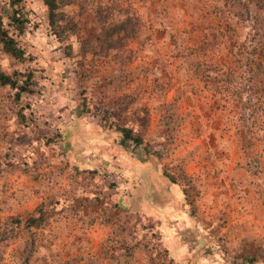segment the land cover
I'll return each mask as SVG.
<instances>
[{
  "label": "rangeland",
  "instance_id": "obj_1",
  "mask_svg": "<svg viewBox=\"0 0 264 264\" xmlns=\"http://www.w3.org/2000/svg\"><path fill=\"white\" fill-rule=\"evenodd\" d=\"M214 1L70 0L67 12L76 28L67 32L64 41L56 43L39 30L31 36L45 77L33 101L38 117L34 125L16 126L15 132L4 136L8 143L0 142V152L7 155L0 175V226L5 217L24 215L45 203L51 223L39 236L40 246L32 255L35 264H56L59 257L71 264H110L102 249L109 244L106 238L116 232L112 216L105 214L108 223L102 225L92 218L104 202H112L114 187L121 180L116 173H105L104 158L113 153L117 156L122 148L115 133L101 123L102 108L96 99L103 93L131 99L128 110L146 108L147 139L160 120L159 109L172 101L171 111L181 122L170 146L164 149L161 145L160 168L183 172L194 182L179 211L166 217L173 232L166 221L158 223L135 208L121 219L131 236L153 244L158 261L163 259L164 239L167 253L179 260L176 264H211L220 261L218 257L224 264H264V139L247 138L238 128L235 112L217 98L213 84L207 87L195 73L187 75L182 69L183 50L177 52L179 45L169 36L170 31H180L185 25L212 30L219 23L210 7ZM113 18L129 22L111 48L115 37L112 31L108 35L107 26ZM93 29L99 34L101 50L89 54L81 44L94 37ZM218 40H210L211 62L221 58ZM224 46L222 60L227 65L230 40ZM192 58L201 64L206 57L200 51ZM12 62L0 50V69H9ZM7 94L0 90L5 100ZM81 94L85 105L78 102ZM74 95L76 102L70 106ZM85 107L87 110L82 109ZM57 124L69 131L60 147L45 141ZM95 133L105 135L103 144L92 142ZM85 148L90 152L83 151ZM84 153L92 157L93 171L81 173L75 170V159L85 160ZM116 160L110 159L113 167H118ZM146 167L133 172L140 176V191L159 214H166L170 201L149 181L154 171L150 165ZM59 203L65 208L60 214ZM182 214L189 219L187 225L179 223ZM21 245L19 238L7 240L0 263H9L11 252L21 253ZM114 254L112 249L108 256ZM250 256L257 262L247 261ZM135 257L136 264H145L138 254Z\"/></svg>",
  "mask_w": 264,
  "mask_h": 264
},
{
  "label": "trees",
  "instance_id": "obj_2",
  "mask_svg": "<svg viewBox=\"0 0 264 264\" xmlns=\"http://www.w3.org/2000/svg\"><path fill=\"white\" fill-rule=\"evenodd\" d=\"M69 5L70 0H0V50L13 61L9 69H0V90H6L9 94L8 100H5L6 97H0V142L4 144L8 143V138L4 136L15 132L16 126L30 127L38 118L33 101L39 92L40 81L45 76L42 73L44 68H41L37 63L38 55L36 50H33L31 36L39 30L56 43L64 41L67 32H72L76 28L67 12ZM210 7L219 21L218 25L212 27V30L206 29L204 26L197 30V27L185 25L180 31L169 32L173 43L179 45L177 52L183 50L186 61L184 60L182 69H185L187 75L195 73V77L206 82L207 87L213 84L219 101L229 106L237 115L239 130L242 128L247 138L263 140L264 0H215ZM108 12L111 10L109 9ZM108 12L105 13L107 20L111 18ZM110 21L107 33L109 35L112 31L114 34L115 40L109 46L112 48L118 42L116 35L121 29L125 30L124 27L128 25L129 20L119 23L116 18H113ZM93 32L94 37L81 44V48L90 51L89 54L101 50L99 34L96 35L94 29ZM213 38L219 39L220 45L222 43L223 46L221 45L218 50V54L221 56L220 60L211 62L210 59L214 52L211 50L210 40ZM228 40H230V48L226 53L229 57V64L226 65L222 57H225L224 45ZM200 51L206 58L202 60L201 64L199 62L197 64L195 63L197 61L192 57H196ZM77 92L80 93L81 90ZM96 100L102 108L100 111L101 123L115 133L117 145L122 148L117 156L113 153L104 158V162L108 165V170L104 168L105 173H116L121 180L119 186L114 187L111 195L112 202L110 204L104 202L98 209L100 212H94L95 218H92L97 219V222L102 225V223H108L105 214L112 216L111 223L115 226L116 232L106 238L109 244L102 249L103 254L107 255L110 264H136V254L142 258L145 264L147 262L176 264L179 260H175L167 253L164 239L163 259L158 261L154 258L153 244L148 245L146 242H141L138 237H132V231L126 229L121 222L125 212L136 208L135 210L141 211L143 215L149 214L155 217L158 223L162 220L167 223L169 218L166 219V217H172L179 211L186 190L194 184L193 180L183 172L175 173L170 169L162 170L160 168L162 151L172 143L181 122L179 116L171 111L174 103L170 101L161 106L159 109L160 120L155 125L153 134L147 139L144 132L148 126V115L144 106H134L133 110H128V105L133 104L131 99L113 98L108 93H103V96ZM75 102L76 95L70 100L69 105L72 106ZM78 102L85 105V95L81 94ZM82 109L87 110L86 107ZM52 130L54 133L46 136L45 141L59 146V142L67 138L69 131L61 130L60 124L54 126ZM159 140L161 142L156 144ZM104 141L103 133L93 135L92 142H96L94 144L98 142L103 144ZM87 150L85 148L83 151ZM6 156L5 151L0 152V175L4 174L1 167L7 165ZM85 156L86 159L83 161L76 157L78 159H75V162L79 167L75 169L76 171L81 173L93 171L90 163L92 157L89 154H85ZM111 158L117 159L118 167L112 166ZM148 165L153 168L155 173L151 174L149 181L153 184L156 183L155 189H159L160 195L170 201L166 214H159L156 208L143 197L142 191H140L142 187L139 186L140 179L139 181L137 179L140 176L133 173L134 170L143 167L146 169ZM54 203L55 201H53ZM184 205L187 206V203ZM55 207L52 209L56 211ZM61 207L63 205L59 203L57 207L59 214L65 209ZM50 216V209H47L44 202H40L24 215L15 214L5 217L0 226V261L3 249L7 246V240L19 238L22 242L21 253L16 255L11 252V260L7 264H35L32 255L40 246L38 241L42 229L48 228V226L50 228ZM182 216L179 223L187 225L189 219L184 214ZM167 226L173 232L168 223ZM112 249L115 254L108 256ZM57 259L56 264L72 263L67 258L59 257ZM217 259L220 261L211 264H224L222 258L218 257ZM247 261L257 262L251 256ZM257 264L263 263L257 262Z\"/></svg>",
  "mask_w": 264,
  "mask_h": 264
}]
</instances>
